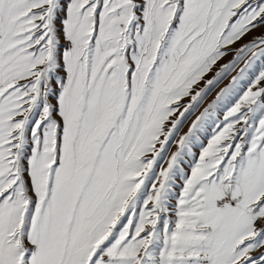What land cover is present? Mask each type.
<instances>
[{"label": "snow or ice", "instance_id": "obj_1", "mask_svg": "<svg viewBox=\"0 0 264 264\" xmlns=\"http://www.w3.org/2000/svg\"><path fill=\"white\" fill-rule=\"evenodd\" d=\"M0 264H264V0H0Z\"/></svg>", "mask_w": 264, "mask_h": 264}, {"label": "rangeland", "instance_id": "obj_2", "mask_svg": "<svg viewBox=\"0 0 264 264\" xmlns=\"http://www.w3.org/2000/svg\"><path fill=\"white\" fill-rule=\"evenodd\" d=\"M255 34H258V33H255ZM246 39H251V37H248V38H246ZM225 83H227V81H225ZM223 86V85H222ZM214 95V94H213ZM209 99H211V97L209 98Z\"/></svg>", "mask_w": 264, "mask_h": 264}]
</instances>
